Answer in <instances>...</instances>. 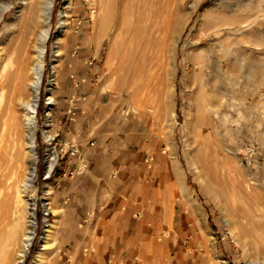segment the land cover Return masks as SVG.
<instances>
[{"label":"rangeland","instance_id":"obj_1","mask_svg":"<svg viewBox=\"0 0 264 264\" xmlns=\"http://www.w3.org/2000/svg\"><path fill=\"white\" fill-rule=\"evenodd\" d=\"M7 4L0 19L2 63L4 49L12 53L22 32L20 0H0V12ZM80 18L91 41L95 23L101 27L111 88L118 86L130 112L146 116L160 152L176 158L208 214L209 243L200 263L264 264V0H53L29 189L36 227L22 264H45L42 248L52 246L46 155L52 132L44 99L53 101L48 83L57 46L69 32L71 23L64 22ZM3 141L2 183L18 151L12 139ZM62 146H55L57 153ZM0 215L1 231L7 214Z\"/></svg>","mask_w":264,"mask_h":264},{"label":"crops","instance_id":"obj_2","mask_svg":"<svg viewBox=\"0 0 264 264\" xmlns=\"http://www.w3.org/2000/svg\"><path fill=\"white\" fill-rule=\"evenodd\" d=\"M67 23L48 83V130L64 148L47 174L45 264H201L210 235L204 206L176 158L160 152L146 116L111 88L95 34L85 35L82 18Z\"/></svg>","mask_w":264,"mask_h":264},{"label":"bare ground","instance_id":"obj_3","mask_svg":"<svg viewBox=\"0 0 264 264\" xmlns=\"http://www.w3.org/2000/svg\"><path fill=\"white\" fill-rule=\"evenodd\" d=\"M52 5L53 0H20L21 37L12 53L10 46L4 49L8 55L7 61L2 63L0 60V144L4 143L5 138H10L18 148L7 181L0 182V194L5 186L7 188V199L0 203V212L7 214L6 226L0 231V264H22L35 234L36 198L29 193V189L36 169V113ZM9 6L7 4L2 9L0 19ZM146 10L147 7L144 8ZM98 31H101V27L95 23L96 40L101 38ZM155 31L154 28L150 30L151 33ZM48 99L51 100L50 97ZM48 125L50 113L45 120V126ZM46 138L47 141L51 139L48 134ZM46 155L49 157L48 173L54 154L50 150Z\"/></svg>","mask_w":264,"mask_h":264},{"label":"built area","instance_id":"obj_4","mask_svg":"<svg viewBox=\"0 0 264 264\" xmlns=\"http://www.w3.org/2000/svg\"><path fill=\"white\" fill-rule=\"evenodd\" d=\"M46 98H47V96H45L44 104H45V114H46V119H47V117H48V113L51 114V107H52V105H53V101H52V100H47ZM52 140H53L52 137H51L50 140H48V142H49V144H50V146L48 147V148H49L48 151L51 150V151L53 152V154L57 155V151H56V149H55V145H53V144L51 143ZM63 147H64V145H63L61 148H58V151H59V152H62ZM74 150H75V148H74ZM56 158H57V156H56ZM56 161H57V160H56ZM55 163H56V162H55Z\"/></svg>","mask_w":264,"mask_h":264}]
</instances>
